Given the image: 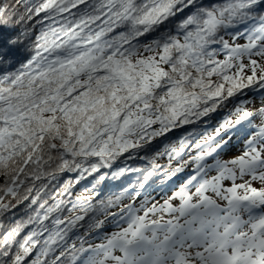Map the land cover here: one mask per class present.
I'll return each instance as SVG.
<instances>
[{
	"label": "snow or ice",
	"instance_id": "6c2138e0",
	"mask_svg": "<svg viewBox=\"0 0 264 264\" xmlns=\"http://www.w3.org/2000/svg\"><path fill=\"white\" fill-rule=\"evenodd\" d=\"M0 264H264V0H0Z\"/></svg>",
	"mask_w": 264,
	"mask_h": 264
},
{
	"label": "trees",
	"instance_id": "16d2710c",
	"mask_svg": "<svg viewBox=\"0 0 264 264\" xmlns=\"http://www.w3.org/2000/svg\"><path fill=\"white\" fill-rule=\"evenodd\" d=\"M245 41H243V40H241L240 41V43H244ZM222 58V57H221ZM179 131H177L176 133H174V134H170L172 137H173V139H175L177 136H179ZM168 141H166V143H167ZM238 149V148H237ZM185 159H188V157H185ZM160 163H162V164H167L168 163V161H167V158H162L160 161H159ZM173 166H175V162L173 163ZM91 178H88V180H84V181H82L79 185H77L76 187H75V189H74V196L75 195H79L82 191H83V189H84V187H85V185H88V183H89V180H90ZM49 191H51V189L49 190ZM112 191H117L116 189H113ZM109 194H111L110 192H106L105 193V195H109ZM74 196H73V199H74ZM69 213H65V215H68ZM90 242H92V243H97L98 241H95V240H92V241H90Z\"/></svg>",
	"mask_w": 264,
	"mask_h": 264
},
{
	"label": "rangeland",
	"instance_id": "374dc122",
	"mask_svg": "<svg viewBox=\"0 0 264 264\" xmlns=\"http://www.w3.org/2000/svg\"><path fill=\"white\" fill-rule=\"evenodd\" d=\"M239 152V150H237V153Z\"/></svg>",
	"mask_w": 264,
	"mask_h": 264
}]
</instances>
